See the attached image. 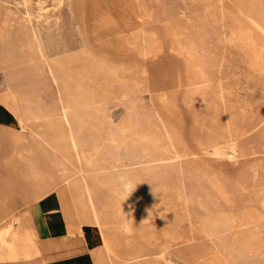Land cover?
<instances>
[{
    "label": "rangeland",
    "instance_id": "1",
    "mask_svg": "<svg viewBox=\"0 0 264 264\" xmlns=\"http://www.w3.org/2000/svg\"><path fill=\"white\" fill-rule=\"evenodd\" d=\"M28 17L60 87L43 73L13 84L8 69L0 71V86L17 91L25 124L19 135L0 134V163L20 167L0 169V215L16 219L27 251L0 264H43L46 240L32 215L56 200L60 174L69 170L75 184L79 168L88 170L82 184L92 189L91 215L124 239L121 251L102 242L97 264L140 263L133 257L166 264L164 252L189 264L176 248L195 249L240 223L258 229L220 245L226 263L264 264V0H0V18L18 36ZM16 36L5 42L20 43ZM7 48L0 45V54ZM29 64L43 66L37 58ZM67 98L83 163L68 154L69 130L58 121ZM36 128L54 134L43 130L38 143L29 131ZM30 142L58 166L43 169L51 189L40 197L35 189L46 179L21 158L30 156ZM120 173L123 180L96 179ZM125 179L142 193L135 188L126 198ZM119 187L122 206L112 193ZM132 242L136 251L125 249Z\"/></svg>",
    "mask_w": 264,
    "mask_h": 264
},
{
    "label": "crops",
    "instance_id": "2",
    "mask_svg": "<svg viewBox=\"0 0 264 264\" xmlns=\"http://www.w3.org/2000/svg\"><path fill=\"white\" fill-rule=\"evenodd\" d=\"M19 38L21 39L19 43L20 45L24 40V36H18L17 39ZM13 44L18 45L17 42ZM0 45L4 47L1 37ZM19 49L12 50L13 52L8 50V52L0 54V71H3L2 69H8L7 71H9V77L15 72H22L23 79L19 82L14 83H24L29 80H35L37 79V74L43 73L45 77H47L52 83L57 84L60 87L59 73L55 68V65L53 66V61L48 60L47 56L45 57L46 59H42L43 57H41V55L36 52L35 48L29 52L31 53V55L33 53V57L28 55L29 53L26 52L23 47L22 49ZM36 58L42 59L43 66L41 70H37L33 66L29 67V63L36 60ZM50 69L56 74L57 81H54L50 77L48 73ZM6 85L7 84H3V86H0V134L2 132H5L7 137H13L14 134L19 135L20 132L24 131V129H22V125L25 124L23 123V118L14 107L15 105H17L16 102L18 100H16L17 91H15V88L13 87L12 89L8 87L5 88ZM4 89L6 90L3 91ZM62 107H66L69 114H71L74 118L72 104L69 98H67L66 101L61 104L60 109ZM12 127H17V129L11 130ZM5 128L7 130H2ZM43 130L49 131L50 135L52 136L54 134V131L52 129L36 128L29 131L30 135L36 136V138L39 139L38 143H40L39 141H43L46 135L43 133ZM35 143L36 142H34L33 144ZM50 143H52V141H50ZM33 144H31L30 142L31 149L28 152L30 156L28 158H21L24 160L27 159L26 163L32 165L30 167L40 169L33 173L35 177H37V174H40L46 179L44 183L36 186L35 194H37V197H40L41 195L47 193L49 189H51V187L49 186L50 183L48 181L51 179L52 174L44 172L43 169L49 167L56 168L58 166L57 163L48 156V152L44 149L43 146L40 147L39 145L35 146ZM51 149L53 148L51 147ZM83 149L85 150L84 144L81 152V160L83 159L84 155ZM1 163L10 165L8 167L5 165L3 167H0V169L20 168L19 166H12L11 163ZM113 169L115 170L116 167L114 166ZM69 175H71L69 173V170H66V172H62L60 174L61 182L56 189V200H54L52 197L51 199L46 200L44 202L45 208L43 209L42 207L41 209H38L32 215L33 217L39 219L41 232L44 233L43 235L45 236L46 240V249H43L41 253V257L44 258L43 264H97L98 258L100 257L99 248L100 245H102V242L108 249L114 248V251H121L120 249L125 247L121 246L124 239L120 235V231H118L115 240H108L109 237H111L112 235L114 236V232L110 229V226L109 228L104 229L103 225H101L100 223L99 214L98 216L97 214L91 215L92 209L94 207L92 189L91 186H85L86 184H82V181H86L87 177L84 178L83 175L79 173V181L75 182L74 184L70 183V180H72V178H69ZM22 176L25 177L26 174L22 173L21 177ZM109 177L110 175L103 176V178ZM118 190L120 191V188H118ZM65 192L67 195L65 194ZM36 198L34 197V199ZM122 205L124 204H119V206ZM0 214H2V212H0ZM70 216L74 219L69 220ZM4 218V215H0V261L3 263H7V261H10L12 259L22 258L27 254V251L23 250L24 245L21 242L22 236L20 235L22 231L19 228H15V225H11L16 223V219L5 221ZM129 246L130 247H126L125 249L136 251V244H133L132 242ZM152 249H154V247ZM114 254L115 256H119V253ZM129 254L130 253H128V255ZM129 262H140L138 264H160L159 262L161 261L149 257H133L130 258ZM161 264L163 263L161 262Z\"/></svg>",
    "mask_w": 264,
    "mask_h": 264
},
{
    "label": "bare ground",
    "instance_id": "3",
    "mask_svg": "<svg viewBox=\"0 0 264 264\" xmlns=\"http://www.w3.org/2000/svg\"><path fill=\"white\" fill-rule=\"evenodd\" d=\"M37 19H39V18H36V20ZM0 21H1L0 22L1 23V25H0V37L2 39V43L4 44V46L6 47V45H8V48L7 49L9 51L16 50V49H19V48L22 49V47H23L25 49V51L29 53L32 49L35 48L36 52L39 55H41V57H43L42 59H46L45 58L46 56L44 54V51L41 49V47L38 44V42H34L35 39H37V34L34 31V29H33L32 23L30 22V17H28V20H27L28 21V29L26 31V33H28L30 35V38H26V35L27 34L25 33L24 34V40L21 42L20 45H19V43H18V45H14L11 42H9V43L5 42L8 39H12L13 36H16L17 35L16 37H18V34L13 31V29L11 28L10 25H9L10 27L7 26V25H5V18H0ZM8 54H11V53H8ZM48 73H49L50 77L54 81H57V76H56V74L51 69L48 71ZM22 75L23 74L20 71L11 74V76H10L11 83L21 81L23 79V76ZM58 121H60L63 124V126L69 130L68 136L66 137L67 138L66 139V147H67L68 154L77 163H82V160H81V152H82L83 143H82L81 139L79 138V136L76 134L79 131V129L76 128V122L74 121L73 116L71 114H69V112L67 111V108L66 107H62L60 109ZM231 149H232V147H231ZM233 154H234V152H233ZM86 171L87 170H84L82 168H79V172L83 175L84 178L88 177V173H85ZM89 177H93V176L89 175ZM94 177H96V175H94ZM116 178H118L119 180H123L125 177H124L123 174L120 173V174H118V176ZM96 179H97V181L99 183H105V182H112V181H114V178L113 177L112 178H110V177L109 178H103L101 176H97ZM135 184H136V188H137L138 192L142 193V189L140 187H138V184L137 183H135ZM248 188H249V185L246 184L244 186L245 191L248 190ZM63 189H61V190H63ZM112 193L113 194L115 193V194H119L120 195L119 204H124L125 203L124 202L125 199H123L124 198V193L123 192L120 193L119 190L113 189L112 190ZM65 194H66V192H65ZM164 195L165 196H169V198L170 197H173V198H175V197H177V198H179V197L184 198L185 197L186 200L189 197L187 194H184V193L183 194L178 193L176 195L173 194V193H167V194H164ZM156 197H157V195H156ZM64 201H67V200H64ZM201 205L203 207L205 206V204H201ZM67 206H68V204H67ZM70 206H71V204H70ZM238 211H239V207L237 206V208H235V212L237 213ZM69 213H70V211H69ZM122 215H123V213H122ZM110 229L114 232V236L112 235L111 237H109L108 240H115L116 239V236H117V232L120 231V229H115V228L112 227V225L110 226ZM257 229H258V226L255 225V224H253V223H251V224H243V223H240L234 230L230 231L229 233H227L225 235H222L221 237L211 238V239H203L202 240L203 243L202 244H199L200 246H198L195 249L187 250V248H186L187 246L185 244H183L180 247H178V249H179L178 252H179V255H180V258L182 259V261H185L186 263H189V264H229V263H226L225 256L223 255V253L220 250V245L222 243H225L226 241H228L230 239H233L235 237H242V236L246 235L247 233L256 231ZM171 257H172V254L164 253L163 259L166 262V264H177L175 262V260H172L171 259ZM176 257H177V255H176Z\"/></svg>",
    "mask_w": 264,
    "mask_h": 264
},
{
    "label": "clouds",
    "instance_id": "4",
    "mask_svg": "<svg viewBox=\"0 0 264 264\" xmlns=\"http://www.w3.org/2000/svg\"><path fill=\"white\" fill-rule=\"evenodd\" d=\"M123 188L126 198L131 195V193L135 190L136 185L133 181L125 179L123 181Z\"/></svg>",
    "mask_w": 264,
    "mask_h": 264
}]
</instances>
